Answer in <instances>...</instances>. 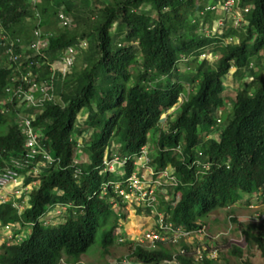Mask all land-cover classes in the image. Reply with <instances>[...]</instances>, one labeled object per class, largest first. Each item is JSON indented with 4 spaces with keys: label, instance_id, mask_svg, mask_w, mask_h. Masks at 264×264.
<instances>
[{
    "label": "trees",
    "instance_id": "16d2710c",
    "mask_svg": "<svg viewBox=\"0 0 264 264\" xmlns=\"http://www.w3.org/2000/svg\"><path fill=\"white\" fill-rule=\"evenodd\" d=\"M26 1L0 0V16L11 33L21 31L30 15ZM72 1L41 2L42 24L49 25L64 6L73 28L51 31L48 49L36 59L35 81L50 78L49 65L63 48L78 39L87 42L71 72L52 79L54 100L40 110L19 107L10 114H2L0 107V171L22 158L24 136L14 122L16 112L35 113L31 126L37 142L53 159L45 163L39 156L35 176L28 173L31 165L20 170L24 185L38 181L21 213L11 203L0 205V223L12 228L0 243V264L76 263L107 222L100 248L109 253L118 219L109 207L120 197L111 186L101 196V184L110 180V174H100L106 150L109 158L125 157L149 144L154 169L167 163L174 168L178 200L165 203V214L185 230L206 225L211 211L245 195L264 201V0H234L233 9L247 10L235 27V20L218 8L225 0H81L80 6ZM217 17L223 22L220 33L204 34ZM228 37L236 40L225 43ZM204 50L218 52L217 59H200ZM180 64L188 71L179 72ZM231 68L239 86L234 99H225L223 79ZM9 73L0 65V99ZM177 101L175 116L160 123L161 114ZM82 110L86 114L79 120ZM78 139L83 162L75 161ZM55 203L68 204V215L59 225H44L41 216ZM229 221L237 224L246 244L260 251L264 263V222L242 226L231 216ZM17 235H23L20 242ZM196 244L181 240L153 250L135 244L129 255L142 264H170L173 257L177 264H216L205 249L196 261ZM228 252L242 255L237 246Z\"/></svg>",
    "mask_w": 264,
    "mask_h": 264
},
{
    "label": "clouds",
    "instance_id": "9594fccd",
    "mask_svg": "<svg viewBox=\"0 0 264 264\" xmlns=\"http://www.w3.org/2000/svg\"><path fill=\"white\" fill-rule=\"evenodd\" d=\"M41 2L42 0L26 1V3L28 4L30 15L25 17L23 23L21 24L23 28L19 32L11 33L6 28L4 21L0 16V65L5 66L6 68H10V73L8 75L9 82L4 87V95L0 99V107L2 114H10L12 111L16 110L17 108L19 109V107L25 109L24 107L25 104H28L27 105L28 108L31 107L34 110H40L43 108L45 102L53 101L54 94H53L52 79L54 77L56 79L57 74L61 78L69 74L75 62L77 61L76 56L79 53V51L81 52L85 50L87 47V42L85 39H78L74 45L66 46L65 48L62 49V52L59 58L56 59L55 63L49 65L48 71L50 72V78H47L45 80L35 81L33 76L35 70L34 66L37 64L36 59L44 56L43 51L47 50L49 47V37L51 35V31L56 30L54 28L50 29V26L52 24H57L58 27L62 29L73 28V19L71 15L69 16L65 13L64 6H61L57 9L56 18L52 17L49 25L42 24V18L40 13ZM244 9L240 10L239 8L234 10L245 13L243 12ZM223 16L225 17L229 16L231 17V20H234L232 14H224ZM221 17H218L217 20L219 21ZM26 20L34 21V23L32 24L27 23ZM219 22L221 24H218ZM219 22L217 23V29H214V31L207 32L206 35L215 32H218L219 34L220 27L223 26V22L221 21ZM236 25L237 24L233 22V26L235 27ZM232 39L235 38L228 37L224 41L226 43ZM81 42H85L84 47H81L80 45ZM69 48L73 50V63L70 68V71L63 76L59 72V69L62 64V59L67 54ZM202 54L204 56H201ZM211 55L213 54L211 53ZM213 56L214 58L211 60L208 54H205L204 52L200 53V59L206 58L211 62H214L218 57L217 54L216 55L214 54ZM45 59H46L45 62L48 63L49 60L47 58ZM232 69L233 68H231V70ZM233 71L231 72V74L233 73ZM40 86H42V88H45V93L47 94V96L46 97L44 96L46 99L44 100L43 104L38 106L36 103H38L39 98L42 97L39 91L37 90V88H39ZM19 88L30 92L34 96L33 101L31 102L27 100L23 95L18 96L16 91ZM179 101H177L174 104V106L171 107L169 110L164 111L161 114L159 121L161 120L162 121L160 123H165L167 121V119L169 118L168 116L169 114L167 113L168 111H173L174 108L178 109ZM164 114L166 115L165 117H163ZM34 116H35L34 112L32 113L28 112L26 114L16 112L14 116V122L19 126L20 130L23 133L24 144L26 142V135L24 132L26 129L25 121L29 122L28 126L33 131L31 122ZM174 116L175 115L173 114L171 118H173ZM219 123H220V119H217L216 124L211 127V130H216V127L218 126ZM24 144H23V154L21 160L15 162L14 167L5 168L2 171H0V173H2L6 169H15L18 172V177L15 183L11 182L8 185L4 186L3 188H0V197H1L0 205L5 203H11L12 208L17 210L18 213H21L25 209V207L28 206L27 193L33 187L38 186V181L24 185L25 176H23V174L20 173V170L25 169V167L17 168L16 163L22 162L24 160V155H25ZM37 144L39 145L38 142ZM80 147L81 145H79V149L77 153L81 151ZM116 147H119V145ZM107 154L108 151L106 150L102 158V168L100 174L105 175L108 173L110 174V176L114 174L116 178L104 181L101 184V196H104L106 194L107 188L111 186L113 188L114 193H116L120 197L119 202H110L111 207H109L110 210L116 211V216L118 217L117 229H116V232H118V237L116 238L115 240L116 244L114 245L121 246L118 245V243L121 244L125 240H128L132 242V244L128 245L130 247V251H131V246L133 247V245L135 244H138L145 249L153 250L157 247L158 244L168 245V244L177 243L181 240L188 242L187 239H183V238L178 239V241L176 242L171 241L173 232L177 231V229L181 231L190 232L191 236H193V234H197V232L201 229L204 232L205 225H201L199 228L195 230H185L180 226H175L173 222L167 219L164 208L165 203L171 202L173 198L175 199V202L178 200V197L174 195V188L177 185V180H176V175H174V168L171 167L169 163L165 164L161 169H154V167L151 165L152 158L154 157L153 147H151L149 144H144L139 148L137 152L133 154H129L125 157H121L120 155L119 156L114 155L111 158H109ZM39 156L41 155H38L29 164L31 165L32 168L29 169L28 173L29 174L31 173L32 176L37 175V174H33L32 170L38 164V162H41ZM128 166L131 167L129 172H127ZM79 171L80 170L75 171L74 173L75 177L80 173ZM8 187H10V190H7ZM255 198L256 201L258 200V202L259 201L264 202L259 198L258 195H252V196L245 195L235 203L241 204V202H243L242 204L249 205L252 202V200ZM249 206L252 207L251 205ZM130 210L133 212V214L130 213L131 212ZM137 210H140V212L138 213ZM67 215H68V204L55 203L54 205L48 206L46 208L40 220L43 222L44 225L56 226L64 222ZM123 215L125 216L124 218L122 217ZM262 215H260V221L264 222V220L261 219ZM129 216H136V218H138L134 223L136 224L135 228H133V226L130 227L129 229L126 228V224L127 223L129 224L130 222ZM145 216H146L145 222L141 223L140 222L141 218H144ZM0 228L1 229L4 228L5 230L10 229L9 237L11 236V232H12L11 226L3 225L0 223ZM121 229L122 231L123 229H127L128 232L123 236ZM25 233H30V230L26 229ZM148 233L158 234L160 238L170 237V241L167 239L165 240L155 239L153 241H150L148 240V238H146V234ZM17 237H19L20 239L17 241L20 242L23 235H17ZM196 245H200V244H196ZM111 247H109V249ZM192 250H195V248L193 247ZM129 259L132 258L122 259V260L121 258H114L112 264H142L134 259L133 260H129Z\"/></svg>",
    "mask_w": 264,
    "mask_h": 264
},
{
    "label": "rangeland",
    "instance_id": "374dc122",
    "mask_svg": "<svg viewBox=\"0 0 264 264\" xmlns=\"http://www.w3.org/2000/svg\"><path fill=\"white\" fill-rule=\"evenodd\" d=\"M80 1L81 0H73L72 2L80 6L79 3ZM206 2L211 4L213 0H207ZM216 20L213 21V24L215 26L213 25V27L211 28L212 30L209 28L204 29L203 30L204 34H207L209 30L214 31V29H217V23L219 21L222 22V20L221 19L219 21ZM26 22L30 24L34 23V21H30V20H26ZM218 24H220V22ZM52 28L57 29L59 27L57 24H52L50 26V29ZM86 28L84 27L85 31ZM202 52L208 54L211 60L214 58L213 56L214 54L218 55V52L214 53L213 55H211L210 52L207 53L208 51L206 50ZM178 68L180 72L184 68V66L180 64ZM183 71H188V68H184ZM232 71L233 69L230 70L229 74L223 79V91L221 96L224 97L225 99L226 98L234 99L237 86H239V81L234 80V77L231 74ZM27 105L28 104H25L24 107L27 108ZM176 109L177 108H174L173 111H168L167 112L169 114L168 116L171 117L173 116V114L175 115L177 111ZM85 114L86 111L82 110L78 116L79 120L84 118ZM165 114L163 115V117L166 116ZM78 143L81 145L83 142L81 141V139H78ZM84 160H85V156L83 155V151H79L76 157V161L83 162ZM115 178L116 176L114 174L110 176V179H115ZM7 190H10V187H8ZM242 203L243 202H241V204L235 203L231 205L229 208H222L211 211L204 219V221L206 222V225L204 227V233L199 232L197 234H193V236L188 238L187 241L191 242L194 238L197 244H205L206 242H208L210 247L204 246V249L207 250L208 248H210L212 250L214 249L216 250V253L212 252V256L214 258L216 257V261H215L216 264H243L244 262H249L251 264H264L260 251L254 245L246 244L244 237L241 234L237 224H234L228 220V217L231 216V217H235L242 226L248 223L259 225L262 223V221H260V215L264 214V202L261 201L258 202V200L256 201L255 198L249 204L252 207ZM130 213L133 214L132 211ZM145 218L146 216L144 218H141L140 222L141 223L145 222ZM129 219L130 222L129 224L128 223L126 224V228L129 229L132 226L133 228H135L136 224L134 223L138 218H136V216H129ZM107 225L108 226H104L97 230L94 243L89 247L88 251L85 254L80 256L78 262H76L77 264H112L114 258H121V260L130 258L129 254L131 251L128 245H121V246L114 245L109 249V253L107 254H105L102 248H100L101 231L102 229H106L107 227L110 226L108 222ZM127 229H123V231L121 229L123 236L128 232ZM9 235H10V229L5 230L4 228L3 229L0 228V243L3 240H8ZM117 237H118V232L117 235L115 234V238ZM17 240H20L19 237H17ZM14 242L16 241L8 242L7 244H9L8 246H10ZM231 246H237L241 248L242 255L240 258H237L236 256L228 252ZM193 247L196 249L197 245H193ZM129 260H133V259H129ZM64 263L65 262L63 261V259H61L59 262V264H64Z\"/></svg>",
    "mask_w": 264,
    "mask_h": 264
},
{
    "label": "built area",
    "instance_id": "2783aa9c",
    "mask_svg": "<svg viewBox=\"0 0 264 264\" xmlns=\"http://www.w3.org/2000/svg\"><path fill=\"white\" fill-rule=\"evenodd\" d=\"M233 7H234V0H225L223 4L218 6V8L221 9L224 14H232L235 20V24H237L239 21L242 20V12L235 11ZM214 8H216V6H211V9H214ZM243 12H246V9H244ZM80 45L81 47H84L85 42H81ZM201 56H204V55L202 54ZM72 63H73V50L69 48L67 51V54L62 59V64L59 69V72L64 76L66 73L70 71ZM37 90L42 96L41 98H39L38 103H36L39 106L43 104L44 100L46 99L45 97L47 96V94L45 93V88H42V86L37 88ZM16 93L18 94V96L23 95L27 100L31 102L34 99V96L30 92L23 90L21 88H19L16 91ZM28 124L29 122L25 121L26 129L24 132L26 135V142L24 144V148H25L24 160L22 162L16 163L17 168L28 166L38 155L42 156L43 158L42 161L43 162L45 161V163H51L53 161L51 157L46 154L45 150L39 147V145L37 144V135L32 131L31 128H29ZM42 161L38 162V164L33 168L32 170L33 174H37L38 172L37 166L40 165ZM17 177H18V172L15 169H6L4 172L0 173V188H3L4 186L8 185L11 182L15 183L17 180ZM261 219L264 220V215L261 216ZM199 232L204 233L202 229L199 230L197 233ZM190 236H191L190 232L181 231L177 229V231L173 232L171 241L176 242L178 241V239H181V238L188 239L190 238ZM146 238H148V240L150 241H153L155 239H160V240L167 239L170 241V237L160 238L158 234H152V233L146 234ZM204 246L206 245L205 244L197 245V248L194 250V259L196 261L201 260L202 252L204 251ZM212 252L216 253V250L207 249L206 256H208L209 258H214L212 256ZM214 259H216V257ZM170 264H177V261L174 257L170 261Z\"/></svg>",
    "mask_w": 264,
    "mask_h": 264
}]
</instances>
